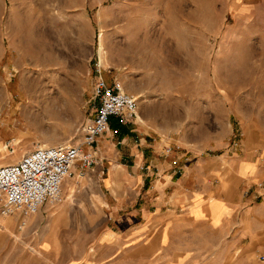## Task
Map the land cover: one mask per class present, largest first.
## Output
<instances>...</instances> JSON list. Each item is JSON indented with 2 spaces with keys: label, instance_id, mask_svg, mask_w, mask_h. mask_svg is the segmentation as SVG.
Segmentation results:
<instances>
[{
  "label": "rangeland",
  "instance_id": "obj_1",
  "mask_svg": "<svg viewBox=\"0 0 264 264\" xmlns=\"http://www.w3.org/2000/svg\"><path fill=\"white\" fill-rule=\"evenodd\" d=\"M96 62L136 98L122 166L16 216L0 264H264V0H0V166L80 145Z\"/></svg>",
  "mask_w": 264,
  "mask_h": 264
},
{
  "label": "built area",
  "instance_id": "obj_2",
  "mask_svg": "<svg viewBox=\"0 0 264 264\" xmlns=\"http://www.w3.org/2000/svg\"><path fill=\"white\" fill-rule=\"evenodd\" d=\"M102 68L100 62L93 68L90 100L80 127V145L62 142L36 146L16 162L0 166V215L3 218H26L36 215L44 204L65 203L68 200L63 191L65 182L104 164L98 142L109 130L110 120L114 119L115 127L137 120L136 98L125 93L120 82L108 84L102 76ZM12 144L13 139L6 142L9 154L13 153ZM170 153L169 148L165 150L166 155ZM76 164H79L77 170ZM261 190L262 187H258V191Z\"/></svg>",
  "mask_w": 264,
  "mask_h": 264
},
{
  "label": "crops",
  "instance_id": "obj_3",
  "mask_svg": "<svg viewBox=\"0 0 264 264\" xmlns=\"http://www.w3.org/2000/svg\"><path fill=\"white\" fill-rule=\"evenodd\" d=\"M105 68V67H104ZM102 76H103V78H104V80L108 83V84H110L112 81L109 79V77L107 76V74H105V69H103V73H102ZM114 81H117V80H115L114 79ZM114 122V121H113ZM114 125V124H113ZM120 130V129H119ZM118 129L114 132V131H112V129H110V127H109V130L107 131V133L99 140V142H98V146H99V148L101 149V151H102V149H104L105 150V153H106V156H107V161H109V163H110V166H112L113 164H117V165H120V166H122V163L121 164H119V159H121V161H122V159L123 158H121V157H119L118 156V153H117V151L115 150V145L116 144H114L113 143V137L115 136V134H117V135H121V134H119V131ZM125 131H127V130H125ZM131 132V131H130ZM126 133V132H125ZM124 133V134H125ZM129 133V132H128ZM124 136V135H123ZM122 141H124V139H122ZM131 153L132 154H130V157L131 156H133L134 155V152H133V149H131ZM139 163L140 162H136V163H134L135 164V166L136 167H138V165H139ZM117 165H115V166H113L112 167V170H111V172H118V166ZM137 169V168H136ZM261 208L260 207H253V208H251L250 210H253L254 211V214L257 212H259V210H260ZM256 213V214H257ZM254 217L256 218L257 216H255L254 215ZM252 219V221L253 220H255V219H253V217L251 218ZM35 220H32L31 221V223H33ZM20 223V221H19V218L18 217H12V219H10V220H3V217L0 215V252L1 251H3V248H2V246H3V243L10 237V236H14V234H15V231H16V228H17V231L18 232H20L19 231V228L18 227H16V226H18V224ZM252 224H254V222H252ZM253 228L255 229V231H256V233L257 234H255V235H257V239L255 240V242H257V243H259V242H261V241H263L264 240V232H262L261 233V226L260 227H258V225L256 226V225H254L253 226ZM264 228V227H263Z\"/></svg>",
  "mask_w": 264,
  "mask_h": 264
},
{
  "label": "trees",
  "instance_id": "obj_4",
  "mask_svg": "<svg viewBox=\"0 0 264 264\" xmlns=\"http://www.w3.org/2000/svg\"><path fill=\"white\" fill-rule=\"evenodd\" d=\"M120 127H122V126H120ZM120 127H118L117 129L119 130Z\"/></svg>",
  "mask_w": 264,
  "mask_h": 264
},
{
  "label": "bare ground",
  "instance_id": "obj_5",
  "mask_svg": "<svg viewBox=\"0 0 264 264\" xmlns=\"http://www.w3.org/2000/svg\"><path fill=\"white\" fill-rule=\"evenodd\" d=\"M17 158V157H16Z\"/></svg>",
  "mask_w": 264,
  "mask_h": 264
}]
</instances>
